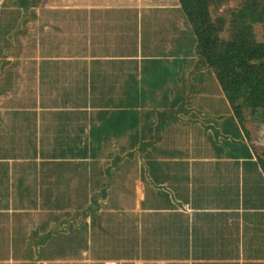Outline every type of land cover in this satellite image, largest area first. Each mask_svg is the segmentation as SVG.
I'll use <instances>...</instances> for the list:
<instances>
[{
  "label": "crops",
  "instance_id": "crops-1",
  "mask_svg": "<svg viewBox=\"0 0 264 264\" xmlns=\"http://www.w3.org/2000/svg\"><path fill=\"white\" fill-rule=\"evenodd\" d=\"M23 1L35 14L0 31V199L14 203L0 208V231L48 230L57 213L108 199L104 191L117 208L131 183L138 210L147 151L149 181L162 176L181 206L151 210L152 246L176 256L137 264H264V207L251 202L260 196L243 162L214 156L221 117L213 92H224V74L220 65L196 68L180 1L52 0L48 15ZM258 120L245 113L239 126L264 172ZM218 197L228 204L206 205Z\"/></svg>",
  "mask_w": 264,
  "mask_h": 264
},
{
  "label": "trees",
  "instance_id": "trees-1",
  "mask_svg": "<svg viewBox=\"0 0 264 264\" xmlns=\"http://www.w3.org/2000/svg\"><path fill=\"white\" fill-rule=\"evenodd\" d=\"M18 1L23 4L17 8L0 9V31L5 29L7 32H15L16 29L10 25L12 19L19 17L24 21L25 17L35 14L23 0ZM178 1L187 9L186 16L194 34L196 55L200 58L196 68L207 70L213 66L217 69L222 62H227L230 64V70L243 78L238 84V98L228 100L221 87L213 92L214 98H218L217 107L213 110L220 113L221 117L220 141L214 143L217 148L214 156L221 161H241L245 164L249 184L260 196L258 200L251 202L257 207H264V172L244 141L239 126L245 116V107L256 111V117L261 116L260 119L264 120V34L258 38L253 34L254 26L264 22V0ZM223 5L227 6L224 13L221 11ZM54 12L56 14V11ZM45 13L53 14V10L45 9ZM215 31H226L229 38L213 53L211 47ZM252 66L257 68L251 69ZM230 70L220 68V74ZM199 74L205 76V72ZM207 74L206 77L211 76L210 72ZM206 94L210 99V91ZM159 123L163 128L162 121L157 122ZM161 135V132L151 135V150L154 145L157 146L158 143H155L160 140ZM140 143L142 149L146 147L145 143ZM153 152L151 151V160ZM147 154V151L141 154V157L145 158L141 165L146 173L144 197L140 200L138 210L134 209L135 187L131 183L128 189L125 188L128 192L123 194L122 201L118 200L117 208L114 207L115 201L109 197L110 192L104 191L102 196H107L108 199L93 200L90 205L74 213L75 215L57 213L54 218L57 223L48 230L37 227L28 233L17 229L0 231V238L4 237L7 244L10 245L9 240L15 241L12 246L4 247L0 244V264H105L106 260H115L117 264H137L138 260L176 256L170 249L151 244V210L180 207L181 203L178 199H172V194L164 186L162 176L153 175L149 181L151 168H146ZM136 155L135 151L126 153V157L130 158ZM224 182L218 181V184L223 185ZM222 197L209 199L205 203L210 206L211 203L219 202V206H225L228 200L221 199ZM186 202L190 204L188 200ZM243 203L245 205L244 201ZM13 204L9 200L0 199V208H11ZM29 205L32 208L36 204ZM244 205L241 202L236 203L237 207ZM27 238L28 241L25 240Z\"/></svg>",
  "mask_w": 264,
  "mask_h": 264
},
{
  "label": "rangeland",
  "instance_id": "rangeland-1",
  "mask_svg": "<svg viewBox=\"0 0 264 264\" xmlns=\"http://www.w3.org/2000/svg\"><path fill=\"white\" fill-rule=\"evenodd\" d=\"M2 0H0L1 2ZM3 1H7V0H3ZM52 0H26V2L30 5H32L34 8H38L39 12L41 15H44V11L43 9L45 10V8H47L49 5H50V2ZM0 5H3L0 3ZM51 7V5H50ZM227 10V6L226 5H223L222 8H221V11L224 13L226 12ZM253 34L255 36V38H258L260 36H262L264 34V22H260L258 24H256L253 28ZM229 38V33L224 31V32H221V31H215L213 33V44H212V50L213 51H217L219 46L223 43L224 40L228 39ZM220 67L221 69H231L230 68V64L227 63V62H222L220 64ZM257 67H253L251 69H256ZM243 80V78L241 76H239L238 74H236L234 71H228V72H225L223 76H221V84L224 88V92L225 94L230 98V97H236L238 98L240 96V91H239V88H238V84ZM263 86V85H262ZM228 87L230 88L229 89V92L226 90V88L228 89ZM238 96V97H237ZM245 113H246V116L248 115H251L252 117L256 118V111L253 112L251 110V108H248V107H245ZM261 116H259V120ZM264 117H262L263 119ZM258 120V121H259ZM264 122V120H261ZM259 135L263 136L264 135V131L259 133Z\"/></svg>",
  "mask_w": 264,
  "mask_h": 264
}]
</instances>
